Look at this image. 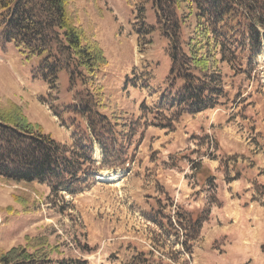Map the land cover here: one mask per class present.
Instances as JSON below:
<instances>
[{"label":"rangeland","instance_id":"rangeland-1","mask_svg":"<svg viewBox=\"0 0 264 264\" xmlns=\"http://www.w3.org/2000/svg\"><path fill=\"white\" fill-rule=\"evenodd\" d=\"M71 9L77 25L87 30L93 23L107 61L98 75L101 90L85 81L70 91L60 74L57 90L49 91L31 77L37 59L25 61L0 40V98L76 149L90 134L69 105L89 87L101 98L96 109L116 123L113 133H99L109 152L102 155L93 143V162L83 166L87 177L74 194L0 178V251L41 238L54 247L53 259L87 264L128 263L138 253L148 261L137 257V264H264V50L249 77L221 65L227 93L216 108L181 115L162 129L155 124L169 123L168 113L154 104L169 90L170 62L160 32L138 42L126 0H72ZM183 12L187 39L194 36V11ZM145 19L155 23L149 9ZM108 171L119 177L98 180ZM199 215L207 220L191 240L186 218Z\"/></svg>","mask_w":264,"mask_h":264},{"label":"trees","instance_id":"trees-1","mask_svg":"<svg viewBox=\"0 0 264 264\" xmlns=\"http://www.w3.org/2000/svg\"><path fill=\"white\" fill-rule=\"evenodd\" d=\"M71 2L0 0V40L12 44L25 61L37 59L31 77L45 83L49 91L57 90L60 74L67 77L70 91L85 81L101 90L98 75L107 61L94 39L93 23L88 22L87 30L77 25ZM126 2L133 6L132 14L138 22L134 29L138 42L155 30L167 42L169 90L165 89L154 104L156 110L168 113L167 117L163 116L169 123L155 124L162 129L170 128L181 115L192 116L216 108L227 93L221 65L233 76L249 77L264 50V0ZM147 9L152 11L153 25L146 23ZM185 9L193 10L195 18L194 36L187 39L183 36ZM93 91L86 87L75 92L69 105L70 112L85 120L90 134L76 149L44 133L40 125L27 119L20 105L6 96L1 97L0 178L16 184H46L54 193L80 192L87 177L82 168L93 162V143L100 145L102 155L108 153L105 142L100 139L101 131L113 133L112 127L116 124H111L96 109L101 98ZM52 112L59 117L56 109ZM206 220L201 215L192 222L186 218L191 223L190 230L193 228L191 240L197 237L196 230ZM54 252V247L44 239L33 238L23 246L0 251V264H87L78 258L53 259ZM145 255L138 253L122 264H137V257L147 262Z\"/></svg>","mask_w":264,"mask_h":264},{"label":"bare ground","instance_id":"bare-ground-1","mask_svg":"<svg viewBox=\"0 0 264 264\" xmlns=\"http://www.w3.org/2000/svg\"><path fill=\"white\" fill-rule=\"evenodd\" d=\"M103 172V171H102ZM109 172V171H108ZM119 177L118 173H103L98 175V180L100 181H110V180H115Z\"/></svg>","mask_w":264,"mask_h":264}]
</instances>
